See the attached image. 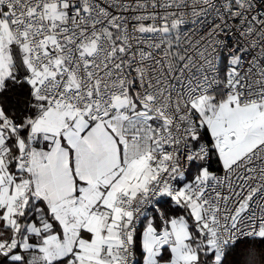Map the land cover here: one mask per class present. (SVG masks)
<instances>
[{"label":"snow or ice","instance_id":"obj_1","mask_svg":"<svg viewBox=\"0 0 264 264\" xmlns=\"http://www.w3.org/2000/svg\"><path fill=\"white\" fill-rule=\"evenodd\" d=\"M0 264H264V0H0Z\"/></svg>","mask_w":264,"mask_h":264}]
</instances>
